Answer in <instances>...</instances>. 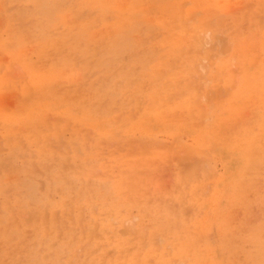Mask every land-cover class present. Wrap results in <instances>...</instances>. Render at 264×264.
Listing matches in <instances>:
<instances>
[{"label":"rangeland","instance_id":"1","mask_svg":"<svg viewBox=\"0 0 264 264\" xmlns=\"http://www.w3.org/2000/svg\"><path fill=\"white\" fill-rule=\"evenodd\" d=\"M30 263L264 264V0H0V264Z\"/></svg>","mask_w":264,"mask_h":264},{"label":"bare ground","instance_id":"2","mask_svg":"<svg viewBox=\"0 0 264 264\" xmlns=\"http://www.w3.org/2000/svg\"><path fill=\"white\" fill-rule=\"evenodd\" d=\"M188 32H189V31H188ZM198 32H199V31H198ZM200 34H201V33H200ZM60 35H61V34H60ZM190 35H191V34H190ZM192 37H193V36H192ZM185 41H186V40H185ZM160 43H161V42H160ZM116 91H117V90H116ZM224 106H225V105H224ZM245 134H246V133H245ZM205 172H206V171H205ZM187 173H188V172H187ZM243 175H244V174H243ZM202 176H203V175H202ZM186 177H187V175H186ZM186 180H187V179H186ZM196 184H197V183H196ZM238 184H239V183H238ZM198 192H199V191H198ZM80 195H81V194H80ZM30 217H31V215L29 216V218H30ZM35 217H36V216H35ZM29 218H28V219H29ZM31 218H32V217H31ZM42 222H43V221H42ZM77 233H78V232H77ZM44 247H45V246H44ZM98 247H99V246H98ZM61 260H62V259H61ZM87 261H88V260H87ZM208 262H209V261H208ZM208 262H207V263H208ZM30 264H31V263H30Z\"/></svg>","mask_w":264,"mask_h":264}]
</instances>
